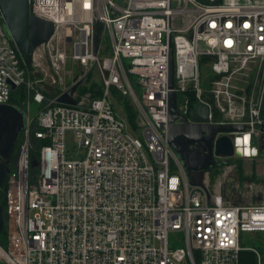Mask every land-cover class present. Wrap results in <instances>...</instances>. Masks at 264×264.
<instances>
[{"label": "built area", "instance_id": "1", "mask_svg": "<svg viewBox=\"0 0 264 264\" xmlns=\"http://www.w3.org/2000/svg\"><path fill=\"white\" fill-rule=\"evenodd\" d=\"M30 2L31 14L55 27L31 65L0 11V104L11 103L12 92L21 88L30 105L43 107L32 117L29 106L18 156L0 187L8 236L7 247L0 243V264H240L242 250L264 264L256 247L241 244L243 232L264 234V200L227 198L229 171L213 174V183L208 169L201 180L199 172L187 171L168 139L174 92L177 113L187 121L205 103L210 123L246 126L232 134L235 149L242 150L232 158L258 156L264 0ZM98 33L104 46L96 45ZM69 52L82 69L97 71L100 94L80 91L82 76L67 83ZM203 64L212 70L206 90ZM250 64L254 85L247 88L237 74ZM32 66L61 86L59 95L47 97L29 72ZM77 82V103L58 102ZM115 93L130 98L139 132L118 114ZM68 130L77 156L68 154Z\"/></svg>", "mask_w": 264, "mask_h": 264}, {"label": "water", "instance_id": "2", "mask_svg": "<svg viewBox=\"0 0 264 264\" xmlns=\"http://www.w3.org/2000/svg\"><path fill=\"white\" fill-rule=\"evenodd\" d=\"M30 0H0V11L5 26L15 45L24 55L27 65L33 63L35 49L46 43L54 33L55 27L51 21L38 17L30 12ZM174 83L173 56L170 59V87ZM79 82L73 84L57 99L60 103L76 104L74 98ZM13 88H16L13 85ZM176 94L171 93L169 105L168 139L182 159L187 171H197L203 178L205 170H212L227 160L240 157L241 152L235 149L232 134L245 130L244 124L210 123L209 106L199 105L191 112L190 121L177 113ZM26 113L19 105L0 104V187L6 181L8 173L14 164L13 153L19 140L20 132L26 126ZM181 122H177V120ZM259 144V151H264V124ZM33 165L37 159L33 157ZM224 186L227 198H233L234 182ZM235 203L241 201L232 199ZM5 228L4 205L0 202V232Z\"/></svg>", "mask_w": 264, "mask_h": 264}, {"label": "rangeland", "instance_id": "3", "mask_svg": "<svg viewBox=\"0 0 264 264\" xmlns=\"http://www.w3.org/2000/svg\"><path fill=\"white\" fill-rule=\"evenodd\" d=\"M100 33V32H99ZM97 34L96 35V45H102L104 46V37L102 34ZM108 48L105 46V48H102V51L107 52ZM38 58L40 61H42L45 65L47 64V59L44 57V55L39 52ZM249 68L243 71L241 75H238L237 80H239V84L241 86H244L247 88L248 87H253L254 85V72L250 71L252 67H254L253 64H250L248 66ZM29 72L32 76L35 78L39 79L41 86L44 88L45 93L47 97L49 98H54L57 95H59L61 91V86L54 81L50 77H46L43 69H41L38 66H32L29 68ZM70 72H73L72 75L73 78H70ZM85 72L83 75L82 73ZM64 74L66 76V81L67 83H73L74 79L77 78V76H82L81 79H78L80 81V91H86L91 88L93 82H98V76H97V71L95 69H82L78 64H76L71 57V53L69 52V57H68V62L66 65V69L64 71ZM201 85L203 86L204 90L207 89V85L209 82L210 77L212 76V70L210 65H205L203 64L201 67ZM259 87V86H258ZM246 88V89H247ZM92 96H95L94 91H91ZM26 94V93H25ZM23 102L20 103L21 105L20 108L26 113H28V108L30 107V114L32 117H34L37 113L38 110L42 109L43 107H40L39 105L36 104V102H32V104H29L30 97L28 95L25 96V99L22 100ZM114 104L116 106V110L118 114L121 117L126 118V112L124 108V103L121 95L119 93L114 94L113 98ZM134 107V106H133ZM135 109V108H134ZM127 119V118H126ZM137 120V117H136ZM137 124V121H136ZM138 126V125H137ZM132 127V126H131ZM135 132H139L138 127H132ZM23 138V133L21 132L20 137H19V142L17 144V148L15 151V159L14 162L18 156V152L20 149V143ZM66 146L68 149V154L72 156H77V146L74 141V133L71 130H68L66 133ZM240 160V161H239ZM225 165L220 166L219 170L215 173L216 176L222 175L223 171L227 169L229 173H226V175H231L233 174V171L236 172L235 176V184L238 186V192L241 194V202L244 203V198L243 196L247 197L246 203H256L258 201L264 200V151H259L258 156L254 158H249V159H236L230 158L227 160ZM237 166V171L233 170V167L235 168ZM233 170V171H232ZM212 179L211 181H216V178L211 175ZM243 195V196H242ZM242 246L245 247H256L263 259H264V234L259 233V232H243L242 233V241H241ZM264 262V260H263Z\"/></svg>", "mask_w": 264, "mask_h": 264}, {"label": "trees", "instance_id": "4", "mask_svg": "<svg viewBox=\"0 0 264 264\" xmlns=\"http://www.w3.org/2000/svg\"><path fill=\"white\" fill-rule=\"evenodd\" d=\"M97 87H99V83L93 82L92 86L90 88L92 91L95 92L94 93L95 96L100 94L99 88L96 90ZM25 96H26V94L23 91V89H21V88L16 89L12 92L11 103L16 104V105H21L20 103L23 102L22 100L25 99ZM121 97L123 99L124 108H125V112H126V118L129 122V124L132 127H137V124H136L137 112L133 107L134 105L132 104L129 97H126V96H121ZM0 202L3 205L5 204L4 190L2 188H0ZM0 243L5 247H7V245H8V236H7L6 229H4L2 232H0ZM240 264H257V259H256L255 254L250 250H242L240 252Z\"/></svg>", "mask_w": 264, "mask_h": 264}, {"label": "crops", "instance_id": "5", "mask_svg": "<svg viewBox=\"0 0 264 264\" xmlns=\"http://www.w3.org/2000/svg\"><path fill=\"white\" fill-rule=\"evenodd\" d=\"M233 170H236L237 171V166H235V168L233 167ZM232 170V171H233ZM234 175H236V172L235 171H233V174H231V175H229L228 177H227V179H228V181L227 182H234V191H233V198L232 199H239V195L241 196V194L238 192V186L235 184V176ZM203 177L204 178H206V176H204L203 175ZM214 183V182H213ZM228 184V183H227ZM226 184H224V186H225ZM223 190H224V187H223ZM243 196V195H242ZM243 198H244V203H246L247 201H246V199H247V197H245V195L243 196ZM246 198V199H245ZM239 201H241V200H239Z\"/></svg>", "mask_w": 264, "mask_h": 264}, {"label": "flooded vegetation", "instance_id": "6", "mask_svg": "<svg viewBox=\"0 0 264 264\" xmlns=\"http://www.w3.org/2000/svg\"><path fill=\"white\" fill-rule=\"evenodd\" d=\"M21 132H22V131H21ZM21 132H20V134H21ZM19 137H20V136H19ZM18 142H19V140H18ZM18 142H17V144H18ZM17 144H16V146H17ZM16 146H15L14 153H13V159H15V156H16V154H15V151H16V148H17ZM223 165H225V164L222 163V164L219 165L218 167L213 168L212 171H211L212 175H213V174L215 175V173L219 170L220 166H223ZM228 173H229V172H228ZM227 181H228V179L226 180L225 184H227Z\"/></svg>", "mask_w": 264, "mask_h": 264}, {"label": "bare ground", "instance_id": "7", "mask_svg": "<svg viewBox=\"0 0 264 264\" xmlns=\"http://www.w3.org/2000/svg\"><path fill=\"white\" fill-rule=\"evenodd\" d=\"M238 151L241 152L242 150H238ZM246 151H247L248 153H250L251 150H250L249 148H247Z\"/></svg>", "mask_w": 264, "mask_h": 264}]
</instances>
